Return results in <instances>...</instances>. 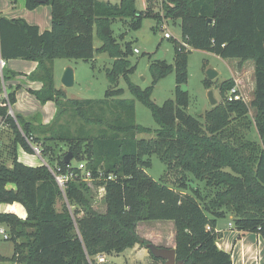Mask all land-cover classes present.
Returning a JSON list of instances; mask_svg holds the SVG:
<instances>
[{"label":"trees","instance_id":"1","mask_svg":"<svg viewBox=\"0 0 264 264\" xmlns=\"http://www.w3.org/2000/svg\"><path fill=\"white\" fill-rule=\"evenodd\" d=\"M23 4L29 11L40 6L35 0ZM45 5L51 10L47 31L40 32L20 18L0 17V56L37 64L29 80L42 87L31 93L41 104L54 102L55 116L46 125H35L19 115H7V108H0V115L12 129L15 143L28 153H33L31 144L40 141L44 159L52 152L49 143L67 144L66 154L73 159L65 164L64 154L54 170L73 178L62 190L49 164L32 167L14 159L8 168L0 163V204L18 203L26 211L23 220L13 213L0 214V225L13 243L12 256L0 255V263L95 264L97 255H118L135 245L147 248L150 243L136 233L138 223L171 221L176 264H232L231 255L216 246L214 232L216 221L227 214H232L235 230L264 240V0L163 1L162 18L179 20L181 41L175 43L173 65L164 60L149 64L152 84L145 89L130 81L135 70L127 60L132 45L125 43L122 49L110 28L115 20L128 21L131 30L140 28L149 15L138 12L134 0L115 5L100 0H47ZM94 33L102 42L98 48L93 47ZM189 48L253 62L251 106L256 110L259 142L246 140L251 123L245 101L226 98L235 86L233 79L218 85L222 102L198 118L186 113ZM96 53L112 59L105 71L109 88L104 98L67 99L55 86L53 61L93 65ZM171 72L174 98L157 106L150 98L153 87ZM120 77L132 99L121 97ZM9 99L13 103L11 94ZM135 100L150 110L159 127L148 139L136 138L147 130L135 122ZM151 155L166 167L160 181L146 172L145 158ZM82 161L87 171L100 177L94 186L104 188L103 213L91 207L90 189L76 166ZM189 174L209 188L205 198L190 185ZM59 199L65 201L61 211L56 209Z\"/></svg>","mask_w":264,"mask_h":264},{"label":"rangeland","instance_id":"2","mask_svg":"<svg viewBox=\"0 0 264 264\" xmlns=\"http://www.w3.org/2000/svg\"><path fill=\"white\" fill-rule=\"evenodd\" d=\"M100 1L108 2L113 5L119 2V0ZM163 1L165 0H134L136 10L149 15L142 19L141 26L137 30L129 29L127 24L128 21L124 23L123 21L115 20L110 26L113 37L116 39L117 43L120 44L122 49L125 43H130L132 48H136L139 52V54L131 52L128 54L127 60L132 67H135L134 73L130 76V81L141 89L148 88L152 84V79L148 71L149 64L154 60H164L167 64L173 65L175 43L181 41L179 20H166L162 18L161 4ZM41 6L46 8L49 12V5L44 4ZM21 11H28L24 7L23 0H15L14 3L8 0H0V17L5 15L13 17L11 19H19ZM44 14L46 18V11L40 14V16ZM165 33L169 34L171 38L165 39ZM101 44L102 42L94 33L93 47L98 48ZM189 50L190 52L187 54V83L184 85V90L188 93V107L186 113L192 117L198 118L204 112L209 111L212 108L208 99L209 92H212L217 103L222 102L223 98L220 96L218 85L225 80L232 79L234 75L240 81L238 85L239 94L243 97L249 110L248 119L251 125L246 134V140L256 143L259 142L254 124L256 110L251 106L253 100V62L249 61V64L247 62L236 63V61H238L236 59H222L206 51L192 48H189ZM94 59L93 65L81 60L56 59L53 61L55 86L65 92L67 99L100 100L104 98L105 91L109 88L105 71L111 68L112 59L107 53H96ZM21 62L24 61H6L7 65L3 72L6 78L3 83L0 77V91L3 89L4 85L6 91L14 98L13 103H11V108L6 111V114L13 117L10 113L11 111L14 116L19 115L31 124H33V119H36L41 125L48 124L55 116V104L54 102H47L48 104L44 106V104H41L33 96L26 94V92L29 93V89H27V80L24 78V63ZM66 68H71L74 74V85L71 88H64L61 84V76ZM208 70H213L217 73L215 79L209 80L207 78L206 73ZM117 87L122 89V98L132 99L127 83L123 78H119ZM174 90L175 74L171 72L155 84L150 98L157 106H161L165 101L174 98ZM135 122L147 130L146 132L137 134V139H148L153 136L154 132L159 128L152 118L150 110L138 100H135ZM35 138L41 140L42 136L36 135ZM27 141L29 143L31 142L29 140ZM40 143V141L32 143L31 147L40 149ZM49 145L52 148V152L48 153L47 157L42 160L41 156L43 155L38 157L34 153L24 151L18 143H15L12 129L9 124L5 122L4 117L0 115V161L6 167L11 168L14 159H16L18 162L27 166H30L28 164L39 165V163H41L46 166L49 164L52 169H56L59 158L68 152V145L57 142L49 143ZM145 161L149 163V167L146 169L147 174L154 181H160L166 171L165 165L161 163L156 155L145 158ZM81 163L86 164L85 161ZM82 176L83 174H81V177ZM92 177V186H87L90 189L88 194L89 202L96 212L103 213L105 211V204L101 200V193L98 192L94 186L96 178L95 176ZM188 177L191 181L190 185L193 188H198L200 190V195L205 198L210 191L206 184L195 180L191 174H189ZM94 192L98 193L96 196L92 197ZM64 202L65 201L62 199L57 201L56 209L58 211L62 210ZM81 216L82 214L79 215V217ZM227 219L228 218L223 219L222 221L227 223ZM12 253V241L5 240L3 236L0 235L1 256L11 257ZM94 262L98 264L95 260ZM120 262L121 264L123 263V255L121 254L108 257V264H120Z\"/></svg>","mask_w":264,"mask_h":264},{"label":"crops","instance_id":"3","mask_svg":"<svg viewBox=\"0 0 264 264\" xmlns=\"http://www.w3.org/2000/svg\"><path fill=\"white\" fill-rule=\"evenodd\" d=\"M44 11H46L47 13L46 18H45V14L40 16V14H42ZM50 11H51L50 8L48 12L46 8H43V6L40 5L31 11L29 10L27 12L21 11V15H19V18H22L30 25L37 26L39 31L43 32L50 30L51 28ZM2 17H5L7 19L13 18L5 15H3ZM237 62L240 63L239 60L236 61V63ZM21 63H24L23 64L25 70L24 78L25 80H27L28 83L27 89H29V93L26 92V94L33 96L36 99V97L31 92L40 90L42 85L41 83L31 81L28 78L29 75L36 69L37 64L31 61H24ZM247 63L249 64V61H247ZM236 78L237 77L233 75L232 79L234 80L235 85L238 88L240 81L238 80V78L237 79ZM252 83H253L252 84V89H253L252 94H253L254 76ZM46 104L48 103H45L44 106ZM55 112H56V107H55ZM10 113L12 116H14L12 112ZM32 122L33 124H39L36 121V119H33ZM0 163L2 162L0 161ZM28 165L35 167L42 164L39 163V165H32V164H28ZM1 213H13L22 220L26 218L25 209L18 203L0 204V214ZM226 218H228L227 219L228 221L227 223H224L222 220ZM223 219L217 220L214 228V232L218 235V238L216 240V246L218 247V249L227 252L231 255L232 264H264V240L259 235L253 233H242L240 231L235 230L231 226L233 219L232 214H227ZM136 233L140 238L150 242V244L156 247L175 249V225L171 221L140 222L137 225ZM120 254L123 255L122 264H162L161 261H157L151 258L150 252L147 248L140 247L139 245H135L132 248L126 249L124 252ZM109 256L111 255H104V254L97 255L95 257V261L98 263L97 259L99 257H103L104 259L103 264H108ZM0 264H13V263L5 262Z\"/></svg>","mask_w":264,"mask_h":264},{"label":"built area","instance_id":"4","mask_svg":"<svg viewBox=\"0 0 264 264\" xmlns=\"http://www.w3.org/2000/svg\"><path fill=\"white\" fill-rule=\"evenodd\" d=\"M164 38L165 39H170L171 36L167 33L164 34ZM133 53L135 54H139L138 50L136 48L133 49ZM6 61L4 59L1 58L0 56V77H1V81L2 83L4 82V76H3V72H4V69L6 68ZM9 94L7 91H6V88L4 87L3 85V89L0 91V108H7V110H10L11 108V103H10V99H9ZM226 98L229 102L231 101H240V100H244L243 97L239 94V90L238 88L236 87V85L227 93L226 95ZM11 112V111H10ZM32 150H33V153L35 155H37L38 157L41 155L40 153V149L39 148H36V147H32ZM77 168L82 172L83 176H82V181L85 182L89 187L92 186V183H93V175L91 173V171H87L84 167V164L83 163H78L76 164ZM50 171L52 172L53 176H54V179L56 181V183L58 184V186L60 187V189H64L65 188V185L66 183L73 178V175L71 173H68L67 175H62L60 174L58 171L59 170H54L52 168H50ZM96 180H99L100 177L98 175V177L96 176L95 177ZM108 180H111L112 179V176H108L107 177ZM98 192L101 193V195L103 196V193H104V188L103 187H99L98 188ZM101 196V197H102ZM210 228L207 227V230H209ZM0 235L3 236V238L5 240L8 239V236H7V233H6V230L5 228L0 225ZM98 263L102 264L104 262V259L103 257H99L97 259Z\"/></svg>","mask_w":264,"mask_h":264},{"label":"water","instance_id":"5","mask_svg":"<svg viewBox=\"0 0 264 264\" xmlns=\"http://www.w3.org/2000/svg\"><path fill=\"white\" fill-rule=\"evenodd\" d=\"M40 5H43L46 3L47 0H35ZM211 22V20H209ZM207 78L209 80L215 79L217 76V73L213 70H208ZM61 84L64 88H71L74 85V74L71 68H66L61 76ZM208 99L210 102V105L212 107L217 105L216 99L213 97L212 92H209ZM72 154L68 153L64 157L65 164H69L72 161ZM147 249L149 250L150 254L158 260L163 261V264H176L175 259V249H166V248H159L152 244L148 245Z\"/></svg>","mask_w":264,"mask_h":264}]
</instances>
